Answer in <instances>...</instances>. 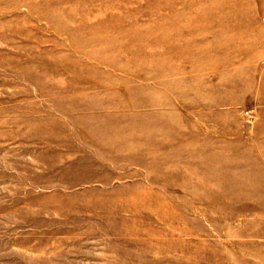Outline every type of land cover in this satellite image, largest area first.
I'll return each instance as SVG.
<instances>
[{"label": "rangeland", "instance_id": "obj_1", "mask_svg": "<svg viewBox=\"0 0 264 264\" xmlns=\"http://www.w3.org/2000/svg\"><path fill=\"white\" fill-rule=\"evenodd\" d=\"M0 264H264V0H0Z\"/></svg>", "mask_w": 264, "mask_h": 264}]
</instances>
